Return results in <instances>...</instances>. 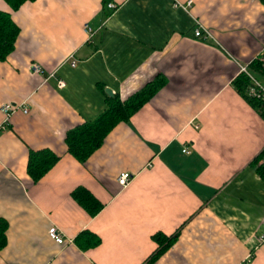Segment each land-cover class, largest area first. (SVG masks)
Returning a JSON list of instances; mask_svg holds the SVG:
<instances>
[{"label":"crops","instance_id":"0c3cea01","mask_svg":"<svg viewBox=\"0 0 264 264\" xmlns=\"http://www.w3.org/2000/svg\"><path fill=\"white\" fill-rule=\"evenodd\" d=\"M187 1L36 0L13 11L0 0L20 28L0 62V106L30 110L0 130V220L8 222L0 264H264V180L254 163L262 156L264 164V118L234 87L264 54V2L193 0L191 16L175 7ZM194 18L212 39L195 38ZM162 79L85 164L69 154L70 130L96 120L116 95L126 101ZM31 150L60 157L38 183ZM123 173L132 175L127 187ZM80 188L104 205L97 216L73 198ZM52 227L64 245L50 238ZM84 232L100 243L80 247ZM157 234L175 240L153 259Z\"/></svg>","mask_w":264,"mask_h":264},{"label":"trees","instance_id":"16d2710c","mask_svg":"<svg viewBox=\"0 0 264 264\" xmlns=\"http://www.w3.org/2000/svg\"><path fill=\"white\" fill-rule=\"evenodd\" d=\"M13 11H18L22 5L36 0H4ZM264 2V0H262ZM20 34L19 26L14 22L10 13L0 11V62H5L15 51L16 42ZM249 72L264 85V54L249 65ZM164 80L154 81L142 90L132 95L128 100L122 101L118 95L111 99L108 108L96 120L89 121L70 130L66 137L69 154L78 162L85 164L87 160L105 142L107 136L120 123H127L132 116L142 109L164 85ZM253 82L243 73L234 81L236 91L264 118V102L250 95ZM262 156L254 161L257 173L264 180V164H259ZM60 157L50 150L33 151L29 153L28 172L34 183H38L58 162ZM76 202L92 217L97 216L104 205L84 188L73 193ZM8 222L0 220V251L7 246ZM154 239L159 249L153 256L156 259L167 250L175 240V236L167 237L157 234ZM100 239L90 232H84L77 239V244L85 248V244L94 247Z\"/></svg>","mask_w":264,"mask_h":264},{"label":"built area","instance_id":"2783aa9c","mask_svg":"<svg viewBox=\"0 0 264 264\" xmlns=\"http://www.w3.org/2000/svg\"><path fill=\"white\" fill-rule=\"evenodd\" d=\"M192 6H193V0H188L185 3H182V2L175 3L176 8L183 9L185 12H187L191 16H192V13H191ZM108 7L111 10L117 9V6L115 4H109ZM194 20L196 23V28L194 32L195 38L200 39V40L212 39L211 31L204 28L196 18H194ZM86 31L90 34L92 33V30L89 29L88 27H86ZM72 66L73 67L76 66V60L72 61ZM242 69L244 73L247 74L253 82V85L250 88V95L257 97L264 102V85H262L258 80H256L253 77V75L249 72V69L247 67H244ZM31 70L34 74H41L43 72V68L39 64H34ZM58 86L60 88H65L66 82L64 80H58ZM18 112H22L23 114L27 115L29 114L30 110L25 104L3 103L0 106V113L3 117V124L0 126V130L2 131L7 130L11 124L13 116ZM184 152L187 153L188 150H184ZM131 181H132V175L129 173H123L118 178V183L122 187H127ZM48 233H49L50 238L57 244L64 245L66 243L64 236L62 235V233L59 232V230L56 227L50 228ZM259 242L260 243L264 242V235H262L259 238Z\"/></svg>","mask_w":264,"mask_h":264},{"label":"water","instance_id":"95a60500","mask_svg":"<svg viewBox=\"0 0 264 264\" xmlns=\"http://www.w3.org/2000/svg\"><path fill=\"white\" fill-rule=\"evenodd\" d=\"M106 92L110 97H114L112 90L108 89Z\"/></svg>","mask_w":264,"mask_h":264}]
</instances>
